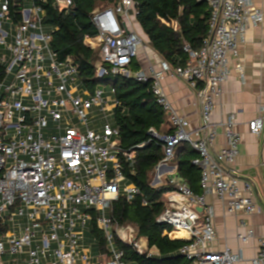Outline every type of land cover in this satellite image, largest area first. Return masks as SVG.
Masks as SVG:
<instances>
[{
  "label": "built area",
  "instance_id": "2783aa9c",
  "mask_svg": "<svg viewBox=\"0 0 264 264\" xmlns=\"http://www.w3.org/2000/svg\"><path fill=\"white\" fill-rule=\"evenodd\" d=\"M40 1L45 0H0V264H130L118 243L154 257L132 226L120 225L110 216L121 194L130 201L140 193L125 183L119 130L107 116L110 100L100 89L94 94L82 91L77 68L69 59L58 61ZM206 1L211 15L207 36L200 50L184 45L185 65L162 62L159 67L131 72L148 47L137 31L134 0H114L113 6L94 10L97 34L87 37V46L100 51L101 63L113 74L152 83L156 101L174 131L159 137L164 144L163 163L174 159L181 143L198 153L193 164L201 171V192L177 184L159 218L173 228L170 237L178 230L186 233L179 255L192 264H237L242 260L240 252L228 246L218 252L210 248L216 240V212L207 197H218L228 214L252 215L260 209L253 200L252 183L241 180L230 168L240 151L236 116L228 117L226 144L217 154L211 151L218 137L212 117L231 75L230 59L239 58L250 25H260L264 13L253 0ZM54 2L61 9L73 5V0ZM237 71L244 80L241 66ZM105 73L107 69L99 66V75ZM168 73L197 90L200 129L190 131L189 122L170 103L162 85ZM94 107L106 115L102 132L88 124ZM260 110L264 112V107ZM263 129V117L249 123L253 135ZM123 156L133 160L132 154ZM93 222L102 234L103 246L93 235ZM253 235L250 230L238 239L245 243ZM97 247L99 253L93 256ZM253 264H264V243Z\"/></svg>",
  "mask_w": 264,
  "mask_h": 264
},
{
  "label": "trees",
  "instance_id": "16d2710c",
  "mask_svg": "<svg viewBox=\"0 0 264 264\" xmlns=\"http://www.w3.org/2000/svg\"><path fill=\"white\" fill-rule=\"evenodd\" d=\"M138 11L137 22L142 28L151 48L172 67L185 65L188 55L184 45L200 50L207 36L210 9L206 0H134ZM114 0H73L70 8L61 9L54 0L40 1L44 10V23L52 32L51 49L60 62L68 59L77 68L82 91L94 94L99 83L110 84L116 102L113 110L114 124L119 130V149L123 172L127 183L133 184L140 193L130 201L120 195L113 203L110 213L114 222L132 226L139 238L147 240L150 249L156 248L159 256L147 257L138 254L133 247L118 243L130 264H192L179 255L185 241L171 239L165 232L171 226L159 222L166 209L165 195L177 190L171 181L153 186L157 166L165 160L164 144L159 137L171 134L168 116L156 101L152 83L138 82L134 76L113 74L101 63L100 51L85 44L87 37L97 34L92 22V13L97 8H107ZM140 63L134 62L132 73L140 71ZM99 66L107 69L100 76ZM153 130L157 136L151 133ZM123 153L132 154L127 161ZM198 153L188 143L175 149L174 159L182 183L195 193H200L201 171L193 161ZM93 235L103 244L102 234L96 229Z\"/></svg>",
  "mask_w": 264,
  "mask_h": 264
},
{
  "label": "crops",
  "instance_id": "0c3cea01",
  "mask_svg": "<svg viewBox=\"0 0 264 264\" xmlns=\"http://www.w3.org/2000/svg\"><path fill=\"white\" fill-rule=\"evenodd\" d=\"M253 1L255 7L264 13V0ZM138 27L148 44L147 49L150 48L151 50H149L152 53L151 58L147 56L146 61H141V55L144 53L141 52L135 62L140 63V71L150 65L159 67L164 61L151 48L139 24L137 29ZM247 33L245 43L240 47L239 58L230 59L231 75L223 85L222 96L216 104L212 117V122L217 125L218 137L211 151L217 154L224 148L226 144L224 125L228 117L234 114L236 116L235 128L241 133V142L239 154L230 168L241 180L252 183L253 200L260 211L252 215L243 214V212L228 214L224 204L218 197L215 195L207 197L208 202L214 206L216 212L215 230L217 234L216 240L210 248L218 252L228 246L234 252H240L242 260L237 264H253L261 243H264V129L259 135H253L249 130L251 121L259 117H263L264 120V112L260 110L261 107H264V21L258 26L250 25ZM85 44L88 45L87 38ZM238 66L243 69L244 80L237 71ZM163 80L162 85L170 103L189 122V130L200 129L202 127V115L197 90L191 88L186 81L169 73L165 75ZM105 98L110 100L108 107L110 112H113L116 107L113 94L111 96L105 94ZM154 175L155 182L159 184L169 181L174 184L183 182L177 173V165L173 161L157 166ZM125 183L126 185H133L127 183V180ZM152 185L154 186L153 183ZM170 196V193L165 195L167 203ZM243 223L245 224L244 227H242ZM250 230L253 231L254 235L247 242L243 243L238 239L239 234L248 235ZM169 233L166 231L165 235L169 236ZM170 238L182 241L186 239L185 237L175 238L173 235ZM139 239L148 246L145 238L141 237ZM148 249L155 254L154 257L159 256V251L156 248L150 249L148 246Z\"/></svg>",
  "mask_w": 264,
  "mask_h": 264
},
{
  "label": "rangeland",
  "instance_id": "374dc122",
  "mask_svg": "<svg viewBox=\"0 0 264 264\" xmlns=\"http://www.w3.org/2000/svg\"><path fill=\"white\" fill-rule=\"evenodd\" d=\"M46 31H51L49 29V27L45 28ZM137 31L140 33L139 31V27L137 29ZM141 35V33H140ZM150 49V48H149ZM147 49L144 51V53L141 55V58L140 60L141 61H146L147 60V56L150 57L152 51L150 52V50ZM131 70V69H130ZM98 89H100L101 91L105 92L106 96H111V92H112V87L110 84H105V83H99L98 85ZM106 115L104 114V112L101 111V108H98V107H94L91 111H90V114L88 116V124L90 126V128L92 130H95L97 132H102L103 128H104V125L107 123V120H106ZM107 116L109 117V121L110 123L113 125L114 124V120H113V112H108L107 113ZM84 129V128H83ZM154 186H158L160 185L159 183H156L155 182V175L153 176V182ZM87 243V246H89V241L86 242ZM99 253V247H97V249L95 248L94 251H93V256L95 255H98Z\"/></svg>",
  "mask_w": 264,
  "mask_h": 264
},
{
  "label": "bare ground",
  "instance_id": "6f19581e",
  "mask_svg": "<svg viewBox=\"0 0 264 264\" xmlns=\"http://www.w3.org/2000/svg\"><path fill=\"white\" fill-rule=\"evenodd\" d=\"M173 236L185 237L186 233L183 230H178L172 234Z\"/></svg>",
  "mask_w": 264,
  "mask_h": 264
},
{
  "label": "water",
  "instance_id": "95a60500",
  "mask_svg": "<svg viewBox=\"0 0 264 264\" xmlns=\"http://www.w3.org/2000/svg\"><path fill=\"white\" fill-rule=\"evenodd\" d=\"M163 224H165V223H163ZM185 241H187V240L185 239Z\"/></svg>",
  "mask_w": 264,
  "mask_h": 264
}]
</instances>
